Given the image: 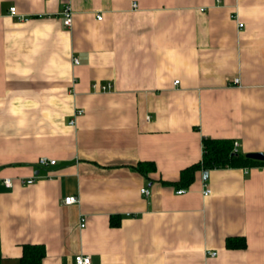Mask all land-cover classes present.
<instances>
[{"label": "crops", "instance_id": "obj_1", "mask_svg": "<svg viewBox=\"0 0 264 264\" xmlns=\"http://www.w3.org/2000/svg\"><path fill=\"white\" fill-rule=\"evenodd\" d=\"M203 138L264 155V0H0V264H264V164L175 194Z\"/></svg>", "mask_w": 264, "mask_h": 264}, {"label": "trees", "instance_id": "obj_2", "mask_svg": "<svg viewBox=\"0 0 264 264\" xmlns=\"http://www.w3.org/2000/svg\"><path fill=\"white\" fill-rule=\"evenodd\" d=\"M201 161L192 166L180 170L179 178L176 182L172 183L174 187L188 188L194 179L196 170L207 171L208 169H221V168H244L251 167V165H263V161L247 159L244 154L233 151V142L227 139H212L203 138ZM145 164L139 163L137 169L144 173L143 167ZM153 168L152 164H150ZM145 174V173H144ZM112 225H116L112 221ZM225 245L228 249L245 248V240L243 237H228L225 239ZM22 254L19 257V264H41L45 257V250L42 245L26 244L23 245ZM1 261V255H0Z\"/></svg>", "mask_w": 264, "mask_h": 264}, {"label": "built area", "instance_id": "obj_3", "mask_svg": "<svg viewBox=\"0 0 264 264\" xmlns=\"http://www.w3.org/2000/svg\"><path fill=\"white\" fill-rule=\"evenodd\" d=\"M14 7H10L9 9V13L11 14H15L14 13ZM63 15H64V25L69 27L70 25V22H71V12L69 11V9L66 7L63 9ZM100 16L97 17V19H99ZM238 28H242L243 24L242 23H238ZM77 62V60L75 59V63ZM233 82H237V78H234ZM175 83H176V80H175ZM110 88V85H102L99 89V91H106ZM73 123V120L70 121V124ZM238 143L237 141L233 143V151H236V147H237ZM38 162V165L43 167V166H51V165H54L56 161H54L53 159H47L46 157H43V158H38L37 160ZM32 182V179H29L28 181H26V184H29ZM3 184L6 186V187H10L11 186V182L9 179H4L3 180ZM186 190L183 189V188H180L178 189L177 191H175V194L178 195V194H182L184 193ZM140 193L143 194V195H148L149 193V190L147 189H141L140 190ZM210 193V188L207 186L204 191H203V196H207L208 194ZM77 199L76 197L74 196H68V197H65L62 202L63 204H74V202H76ZM84 226V219L83 218H80V227H83ZM210 255H215V252H210ZM73 263L74 264H92L91 263V260L89 258V256H84V255H75V257L73 258Z\"/></svg>", "mask_w": 264, "mask_h": 264}, {"label": "water", "instance_id": "obj_4", "mask_svg": "<svg viewBox=\"0 0 264 264\" xmlns=\"http://www.w3.org/2000/svg\"><path fill=\"white\" fill-rule=\"evenodd\" d=\"M244 156L250 160L253 159V160H257V161H264V155H262L261 153L251 152V153L244 154ZM203 177H204V179H206V177H207L206 172L203 174Z\"/></svg>", "mask_w": 264, "mask_h": 264}]
</instances>
